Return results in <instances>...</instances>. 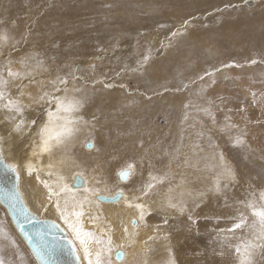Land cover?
<instances>
[{"label":"rangeland","instance_id":"rangeland-1","mask_svg":"<svg viewBox=\"0 0 264 264\" xmlns=\"http://www.w3.org/2000/svg\"><path fill=\"white\" fill-rule=\"evenodd\" d=\"M17 1L24 7L19 15L23 18L24 25H30L35 29L37 23L42 20L40 17L43 14V19L47 18V20L45 24L41 22L40 25L45 28L51 26L53 29V33L47 34L49 40L44 44L45 48L39 45L32 46L33 53H38L44 62L50 56L53 59L56 57L55 65L48 66V69L56 70L55 74H51L65 75L74 71L78 77L75 81L76 86L83 88L78 93L84 99L82 115L86 121H91L89 123L91 125H87L73 142L70 155L79 167L69 165L63 168L69 170L63 173L67 180H70L73 172L76 171H85L84 174L91 177V183L93 176L100 178L102 176L107 185L111 183L105 193L110 195L118 189H123L127 193H139L136 189L148 180L150 171L155 175L169 173L168 180L152 190V194L147 197L148 201L143 200L150 214L145 216V224L142 223V226L153 227L155 232L151 234L152 236H147L146 249L141 252L133 249L130 261L123 264H139L140 262L137 261H141L140 264H145V261L147 264H167L169 253L165 254L166 247H169L171 258L177 262L175 264H182L181 259L186 260L192 256L206 257L211 262H215L217 256H220L222 263L233 264L231 253V259L219 255L217 247L220 246L216 235L218 229L231 226L230 217L236 214L239 207L237 201L245 199L251 190L249 186L252 185L257 190L261 188L256 187L252 179L242 178L239 169L241 165L264 169V0H16L14 4H17ZM3 2L8 5L13 4L11 0H0V11H2L0 15L1 13L5 15L6 8L3 9ZM4 15L0 16V27L7 24L1 18ZM249 25H253L250 26L252 28ZM230 27L233 34H237L239 27L244 31L249 29L251 33L255 31L252 34L256 35V38L253 40V35L245 37L239 46L232 48L231 52L230 50L220 52L221 48L216 49L214 55L218 56V59L213 61L214 63L196 70L190 77H179L174 82L176 87L180 86L179 89L165 88L157 91L156 94L171 93L182 97L184 104L191 107L189 110L199 113L200 117L193 122L195 128L191 130L193 136L190 147H187L190 158L197 155L199 160L212 163L208 156L223 153L225 160L235 171L236 181L229 183L225 188V181L221 180V191L217 192L213 187L215 176L204 179L205 185L199 184L203 186L201 190L182 196L183 204L186 205L185 211L176 209L162 211L153 207L154 199L158 196L159 189L162 190L163 186L168 185L170 187L176 178L170 170V160L176 158L177 152L181 153V149L178 148L183 145L182 135L186 132L191 134V131L189 128L188 130L181 128L182 121L174 126L169 125L162 109H156L153 103L137 110L133 115L130 108L128 112L124 111L122 107H117L113 103L109 105L106 96L100 100L98 96L118 91L133 103V107H136L137 99L154 97L155 94H150L149 97L142 96V93L137 91L139 82L155 58L161 57L165 50V54L170 52L171 41L184 39L195 31L208 32L204 41L211 44L212 37L209 35L220 30H222L220 32L231 31ZM177 30L181 33L173 36ZM155 34L157 35L153 38ZM104 37L108 39L102 46L99 39ZM155 39H158L157 43ZM106 46L109 48L104 49ZM49 48L50 50H47ZM87 48H93L96 52L94 58L97 60L89 73L83 71L79 58L80 51ZM145 55H149V60L146 63H138L143 61ZM252 60L256 63L252 64ZM0 63L3 64L2 61ZM100 64L102 67H99ZM97 71L101 73L99 77H96ZM45 73L49 75V71ZM52 75H49V79H52ZM106 84L112 87H105ZM210 88L216 90L207 95ZM189 91L192 92L188 93ZM201 96L207 100L203 107L198 102ZM202 108L210 109L215 116V122L210 118L211 116L202 112ZM88 112L97 115L91 116ZM205 115L211 120L210 123L204 122ZM226 117H230V122L237 127L225 129L228 123ZM132 118L134 121H130ZM218 122L223 129L220 132L217 131ZM236 135L243 136L245 140L243 146H233L232 138ZM88 140L94 141L95 148L86 152L83 150L85 148L83 142ZM59 155L60 153H57V159ZM20 160L22 161V157ZM203 161L200 162L205 163ZM130 162L135 164L136 173L131 177L130 183H127L128 187L120 186L116 173ZM213 172L216 174V170ZM41 175L43 179L47 178L43 171ZM200 176L204 178L207 175H197L193 180L202 179ZM189 177L193 175L190 174ZM182 192L184 195L183 188L177 189L174 194L179 195L180 197L177 198L180 199ZM196 204H199V207H196ZM188 215H191V220ZM165 219L167 223L164 222ZM0 222H3L11 234L4 218L0 217ZM182 228L185 231L180 234L181 239L176 241ZM149 237L153 239H148ZM159 250L161 253L158 252ZM3 255L11 264H16V257L12 251L4 250ZM257 260L259 262V258Z\"/></svg>","mask_w":264,"mask_h":264},{"label":"snow or ice","instance_id":"snow-or-ice-1","mask_svg":"<svg viewBox=\"0 0 264 264\" xmlns=\"http://www.w3.org/2000/svg\"><path fill=\"white\" fill-rule=\"evenodd\" d=\"M177 34L173 33V36ZM10 40L14 38L9 36L7 31H0V49L7 46ZM148 60L149 55H145L143 61L138 63H146ZM18 63L20 69L12 68L11 59L0 64V112L5 113L4 120L11 124L13 133L23 135L26 128L30 133L33 125H37L36 138L30 144L28 156L16 162L5 156V138L0 136V200L7 205L16 231L27 244V264H33V258L34 264H123L126 255L123 249L136 243L139 233L135 229H138L145 222V216L150 214L148 206L142 201L152 194L158 184L168 180L169 173L155 175L150 171L148 180L136 189L139 195L131 196L126 195L123 189H118L111 195L105 194L108 191L106 181L93 176L90 184L83 171L73 172L69 183L63 174V168L69 165L79 167L72 159L70 150L79 133L90 123L82 115L84 99L78 95L82 89L75 84L78 77L73 71L65 75L57 73L46 82L36 80L37 72L49 71L38 53L23 57ZM251 63L255 64L256 61L252 60ZM25 79L29 84L37 85L38 94L33 96L31 92H25L27 85L21 83L17 86L18 95L13 96L9 85L16 80ZM105 87L112 85L106 84ZM25 96L32 104L44 105V118L39 124L35 119L28 120L25 117V109L30 106L24 103ZM184 107L187 109L189 105L185 104ZM201 110L215 122V116L210 109ZM184 118L187 119V113ZM225 119L228 121L225 129L237 127L230 122V117ZM232 143L234 147L243 146L245 140L243 136L236 135L232 138ZM85 146L91 147L92 141L88 140ZM57 153H60L58 159ZM44 156L48 158L47 164L37 167V163ZM211 160L212 163L207 167L216 170L213 187L219 192L221 180L225 181L224 187L227 188L229 183L236 181V174L223 153L213 154ZM187 163L185 160V164ZM41 171L46 179L41 178ZM22 172L29 176L35 173L37 183L44 189L43 200L38 202V209L43 213L53 209L55 218H42L25 203L20 190ZM135 173V164L130 162L118 170L116 176L119 181L126 182ZM101 183H104L103 189L98 186ZM249 187L251 190L245 199L237 201L239 207L236 214L230 217L231 226L217 230L216 239L221 247L219 255L223 256V249L227 248L233 256V264H264V188L257 190L252 185ZM172 191L170 186L169 195L164 202L165 207L185 211L182 199L173 202L170 195ZM180 195L182 197L183 192ZM121 201L126 208L134 209L136 216L130 221L134 231L130 232L128 226L122 224L123 237L117 245L113 240L112 223L92 209L99 208L104 202ZM196 207H199V204H196ZM191 219L190 215L189 220ZM85 220L91 227H85ZM164 222L167 223V220ZM6 248L14 250L13 255L19 264H25L24 253L16 238L9 233L3 222H0V264H11L3 255ZM167 264H175L170 251Z\"/></svg>","mask_w":264,"mask_h":264},{"label":"bare ground","instance_id":"bare-ground-1","mask_svg":"<svg viewBox=\"0 0 264 264\" xmlns=\"http://www.w3.org/2000/svg\"><path fill=\"white\" fill-rule=\"evenodd\" d=\"M15 1L11 0V4L13 3L12 5H8L5 2H3V4H2L3 9L6 8V10L4 11L5 15L1 13V15H4L1 18H3V20L7 24L0 27V31H7L9 36L13 37L14 40H10L7 46L0 49V53H1L0 61H2L3 63H6V61L8 59H11L13 61L12 68L13 69H20V64L18 63V61L23 57H26V56L33 54V51L31 50L32 46L38 47L36 45H39V46L45 48L44 44L49 40L47 34L53 33V29L51 26L45 28V26L40 25L41 22L45 24V20H47V18L45 20L43 19L44 18L43 14H42V17H40V18H42V20H40L37 23L38 25L35 27V29H32L30 27V25H24L23 24V18L19 17V15H21L20 13L22 12L21 9H24V7L22 6L23 4L21 5L20 3H18L19 1H17V4H14ZM0 12H2V11H0ZM40 13H41V11H40ZM55 13L57 14V8H56ZM29 18L30 17H28L27 19H29ZM59 18H62V17L59 16ZM32 19H33V17H32ZM244 24H245V22H244ZM247 24H248V22H247ZM52 26H54V24ZM229 26H231V25H229ZM250 26H253V25H249V27ZM250 28H252V27H250ZM30 29H32V30H30ZM222 29H224V28L222 27ZM230 29H231V31L228 30V31L220 32V31H222V30H220V31L212 33V35H209L210 37H212L211 44H208L204 41V39L207 37L206 35L208 34V32L196 33L195 31H193V33H190L188 35L189 37L187 36L186 38L181 39V40L178 39L176 41H174V40L171 41V44L169 46L170 52L165 54L166 50L165 51L163 50L164 54L161 57L159 56V57L155 58L151 62V64H149V66L145 70V73L143 74V79L140 80V82H139L140 85H139L137 91L141 92L142 96H147V97H149L150 94H155L154 97L149 98V99H147V98L137 99L135 102L136 107H133V103L128 98H124L123 95H120V93L118 91L109 92L110 94L107 93L106 95H104V94L99 95L98 99L100 100V99L104 98V96H106V98H107L106 101H108L109 105H111L113 103L117 107H122L121 109L122 110L124 109V111H127L130 108L133 115L137 110L144 109L146 105H148L149 103H151V104L153 103V106L155 105L156 109H162V111L164 112V114L167 117L169 125L174 126V125H176V123H181L180 121H182L181 128L183 130H188V128H189V130L191 131L193 128H195L193 122H196V120H198L197 117H200L199 113H197V112L193 113L192 110H189V109H191V107L185 109V107H184L185 104H184L182 97L180 98L179 96H175L174 94H171V93L156 94V92L165 90V88L179 89L180 86L177 85V87H176L174 85V82H176V80H178L179 77H190L193 73L195 74L196 70L205 68V66L207 67V65L211 64L213 61L215 62L218 59V56L214 55L216 52V49L221 48L220 52H222L224 50H230V52H231L232 48L239 46V43H242L245 37L251 36L255 33V31H254V33L252 32L253 33L252 34L249 29L248 30L246 29V31H247L246 32L244 30H241L242 28L239 27V31L238 30L236 31L237 34H233L232 27H230ZM125 30H126V28H125ZM47 31H48V33H47ZM58 32H61V31L58 30ZM176 33L179 34L181 32H178V30H177ZM56 35H58V34H56ZM156 35L157 34L153 35L152 37L154 38V37H156ZM177 35H175V36H177ZM111 36H112V34H111ZM99 37H101V35ZM159 37H160V35H159ZM194 37H196V38H194ZM102 38H103V36H102ZM254 38H256V35H253V40H254ZM258 38H260V37H258ZM106 39H108V38L104 37V39H99V41L102 42V46L106 44V42H107ZM66 40L68 41V39H66ZM66 40H65V42H67ZM155 40H157L156 41V43H157L158 39H155ZM108 41H111V40H108ZM262 42H263V40H262ZM256 43H257V41H256ZM153 44H155V42ZM13 45H14V48H13ZM92 46H93V44H92ZM93 48L82 49V52L80 51V56H79V58L81 59L80 65H81V68H83V71L86 70L87 73L90 72V68L93 67V65L96 64V62H97L96 58H94V55L96 54V52L93 50ZM107 48H109V47L106 46L104 49H107ZM47 50H50V48ZM55 53H56V51H55ZM217 54H219V53H217ZM55 58L56 57H54V59H53L50 56L48 58V60L44 62L45 67L48 68L49 65H55V61H56ZM99 67H102V65L100 64ZM99 69L102 70V68H99ZM99 72L100 71L96 72V77L100 76L101 73H99ZM51 73L52 74L56 73L55 68H51V70L49 69V75H52ZM49 75H48V73L40 71V72H37L35 78L38 81L43 80L46 82L49 79ZM54 77H55V75L51 76V78H54ZM21 83L27 85V87L24 89L25 92H31L33 94V96L38 94L37 93V85L29 84L28 80L25 79L23 81L16 80L9 85V91L13 96L18 95L19 90H18L17 86L20 85ZM214 88H216V86ZM214 88H212V89L210 88L208 90L207 95H209L211 93V91L216 90ZM81 89L83 90V88H81ZM190 92H192V91H189L188 93H190ZM92 98H94V97H92ZM23 100H24L25 104L30 105L28 108L25 109V117L28 120L35 119L37 121V124H39L44 118V111H43L44 105L32 104L27 96L23 97ZM206 101H207L206 98H203L202 96L200 98H198V102H199L200 106L202 105V107L205 106L204 102H206ZM225 107H227V106L225 105ZM225 107H224V109H227ZM89 109H91V108H88V110ZM202 109H204V108H202ZM102 110H104V109H102ZM202 112L204 113V111H202ZM185 113H187V119L186 120L184 118ZM111 114H114V113H111ZM4 115H5L4 112H0V136H3L5 138V144H4L5 156L8 157L10 160H15L16 162H20L21 161L20 157H22V160H23L30 153V150H31L30 144H31L32 140L36 138L35 133H36L37 125H33V127L30 130V133H29V130L27 128L25 129V132L23 135L18 134V133H13V132H11V124L4 120ZM88 115L96 116L97 113L88 112ZM139 115H140V113H139ZM207 117L208 116L205 115V117L203 118L204 122L210 123L211 120L209 119V117L208 118ZM133 118L130 121H132V120L134 121ZM179 118H181V119L183 118L184 120H181V119L179 120ZM135 121L137 122L136 119H135ZM88 125L90 126L91 124H88ZM218 126L219 127H218L217 131L220 132L222 129L221 123L218 122ZM171 133H173V132L171 131ZM182 136L183 137L181 138V140L183 142V145H182V147L178 148V149H181V153L177 152V155H175L176 158L170 160V165H169L171 172L174 173L173 174L174 178L176 175V178L170 184V186L173 188V191L171 192V194H172L171 196L173 197V202H177V201L182 199V197L180 199L177 198L179 195L174 194V191H176L177 189L181 190L183 188L184 192H185V194L183 196H185L189 192L192 193L193 191L196 192L198 190H201V188L203 186H200L199 184L205 185V183L203 181L204 179H209V178L211 179L216 175L212 169L207 167V165H209L211 162L208 163V161L206 162L203 160H199V157L197 155L196 156L194 155L193 157L190 158L189 151H188L187 147H190L191 139L193 136L192 131H191V134L186 132ZM200 141H202V140H200ZM84 143L86 144V142H83V146H84ZM85 148H83V150H85L86 152L92 151L95 148L94 141H92L91 147L85 146ZM204 154L202 156L205 158ZM202 156H201V158H203ZM76 157H78V156H76ZM211 158H212V156H210V157L208 156L209 161H212ZM185 160H188L187 164H185ZM200 161H203L205 163H201ZM47 162H48V158H47V156H44V157H42L41 161L39 163H37V167H40L42 164H47ZM81 166H82V163H81ZM241 166L242 167L239 169V172H240L242 178L246 177L247 179H252V181L256 187H261V188L264 187V169L263 168L256 167V166L255 167L254 166L245 167L243 165H241ZM65 170L69 172V170L67 168V169H63V173ZM93 170H94V172H97V171H95V169H93ZM190 174H192L193 177H189ZM203 174H206L207 176H204V178L200 176L202 179L193 180V178H195L197 175H203ZM40 175H41V173H40ZM41 178L43 179L42 175H41ZM85 178L89 181V183H91V177L90 176L85 175ZM130 179L126 182H121L118 180V185H120V186L124 185V186L128 187L129 185H127V183H130ZM101 180L103 181V180H105V178H103L101 176ZM68 182L71 183V179L68 180ZM250 183H252V182L250 181ZM106 184H107V182H106ZM98 186L101 188H104L103 183H101ZM107 186L108 187L111 186V183H109ZM168 186L167 187L163 186L162 190L159 189L157 191L159 194H158V196H156V199H154V203H153L154 206L153 207L159 208L162 211L174 209V208L168 209V207H165L164 202L161 201V200H163V201L166 200V197L168 194V191L166 189L169 188ZM20 190L23 193L25 203H27L33 211H36L39 215H41L42 218L43 217H47L49 219L55 218V213H54L53 209L50 208L47 213H43L42 210L38 209V206H37L38 202L43 200L44 189H43L42 185L37 183V181L35 179V173L32 176L27 175L26 172L21 173ZM125 194L128 196H131L133 194L139 195V193H136V192H128V193L125 192ZM145 199H147V201H148L147 197ZM189 200L190 199H188V201ZM142 202L145 203V201H142ZM176 210L179 211L178 209H176ZM92 211L101 213L104 219H106L107 221L112 223L113 228H114L113 240H114V243L117 245L121 243L122 237H123L122 224L127 225L130 232L134 231V229L131 227L130 221L133 219V217L136 216V212L134 209L126 208L122 201H121V203L104 202V203H101L99 205V208H93ZM0 217L4 218L6 225L7 224L9 225L11 235H13V237L16 238V240L20 246L21 251L24 253L25 263L27 264V260L29 258V254L27 252V244H26V242L23 241V238L20 237L18 231H16L15 225L12 223V217H11V215L8 214L7 205L3 202V200H0ZM85 227H91V225L87 222V220H85ZM135 231H137L139 233V235L136 238L135 244L128 246V247H125L123 249L125 254H126L125 258L123 260V263L126 261H130L131 257L133 256L132 255L133 249L134 250L137 249V251H140V252L144 248L146 249L145 241H146L147 236H152L151 234L155 232L153 227H150V226L144 227V226H142V224L140 225V227L138 229H135ZM183 231H185L184 228H182L180 230V232L178 233V235L175 239L176 241L181 239L182 236H180V234ZM189 236H191V234ZM191 239L193 240V237ZM163 243L166 246L167 241H166V243L165 242H163ZM168 244H170V243H168ZM218 245L220 246V243H218ZM160 246H162V244ZM166 248L167 249L165 251V254L168 255L169 247H166ZM217 248H219L218 252H221V247H217ZM5 250L6 251H12V252L14 251L11 248H6ZM223 251L225 253L223 255V257L226 256V257L230 258V252L228 251V249L224 248ZM158 252L161 253L160 250ZM162 252H164V251H162ZM176 252H177V250H176ZM159 255H161V254H158V256ZM163 257H164V255H163ZM204 258H206V257L192 256V257L187 258L186 260L181 259V261H182V264H225V262L224 263L221 262L222 260L220 258H222V257H220V256H217V258L215 259V262H211V261L207 260V258L206 259H204ZM166 260H167V257H166ZM225 260H226V258H225ZM231 261H233V260H231ZM137 262L141 263V261H137ZM15 263L16 264L18 263L17 258H16ZM33 264H34V258H33Z\"/></svg>","mask_w":264,"mask_h":264}]
</instances>
